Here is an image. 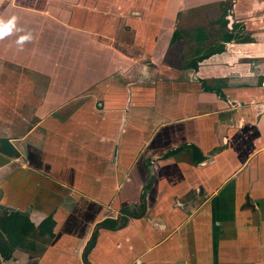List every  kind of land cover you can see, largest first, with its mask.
<instances>
[{
    "label": "crops",
    "instance_id": "0c3cea01",
    "mask_svg": "<svg viewBox=\"0 0 264 264\" xmlns=\"http://www.w3.org/2000/svg\"><path fill=\"white\" fill-rule=\"evenodd\" d=\"M11 214L0 264H264V0H0Z\"/></svg>",
    "mask_w": 264,
    "mask_h": 264
},
{
    "label": "trees",
    "instance_id": "16d2710c",
    "mask_svg": "<svg viewBox=\"0 0 264 264\" xmlns=\"http://www.w3.org/2000/svg\"><path fill=\"white\" fill-rule=\"evenodd\" d=\"M180 32L181 31L175 32V37L179 35ZM188 34L189 36L197 39V44L192 50L193 55L197 54L196 58L194 59L191 65L194 68L198 67V61L209 57L210 55H212L213 53L217 51H221L223 48L219 43H214V42H212V45H208L207 47L203 45L206 43L207 40H209L208 31L206 30L204 26H197L193 30L189 31ZM233 38H235L238 41H249L248 38H244L242 36L238 37V35H234Z\"/></svg>",
    "mask_w": 264,
    "mask_h": 264
},
{
    "label": "flooded vegetation",
    "instance_id": "af4514ba",
    "mask_svg": "<svg viewBox=\"0 0 264 264\" xmlns=\"http://www.w3.org/2000/svg\"><path fill=\"white\" fill-rule=\"evenodd\" d=\"M23 219L18 215L11 214L6 217H0V223L5 232L9 235L13 243L18 244L20 232L24 229L25 224ZM11 254L7 255L9 257Z\"/></svg>",
    "mask_w": 264,
    "mask_h": 264
},
{
    "label": "rangeland",
    "instance_id": "374dc122",
    "mask_svg": "<svg viewBox=\"0 0 264 264\" xmlns=\"http://www.w3.org/2000/svg\"><path fill=\"white\" fill-rule=\"evenodd\" d=\"M10 256H11V255H10ZM10 256H9V257H10Z\"/></svg>",
    "mask_w": 264,
    "mask_h": 264
}]
</instances>
